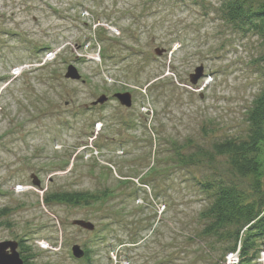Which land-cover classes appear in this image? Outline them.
<instances>
[{"label":"rangeland","instance_id":"374dc122","mask_svg":"<svg viewBox=\"0 0 264 264\" xmlns=\"http://www.w3.org/2000/svg\"><path fill=\"white\" fill-rule=\"evenodd\" d=\"M220 1L0 0V241L23 240L34 264H222L226 241L200 232L195 170L175 159L241 136L264 85V44ZM105 189L90 205L51 196Z\"/></svg>","mask_w":264,"mask_h":264},{"label":"trees","instance_id":"16d2710c","mask_svg":"<svg viewBox=\"0 0 264 264\" xmlns=\"http://www.w3.org/2000/svg\"><path fill=\"white\" fill-rule=\"evenodd\" d=\"M218 10L231 28L256 35L264 44V1L221 0ZM260 60L264 77V54ZM244 114L246 130L241 136L214 139L208 146L195 143L186 153L182 151L186 147L179 145L175 151L178 164L195 170L196 186L208 200L198 213L201 234L226 241L222 264L233 252L238 255L236 264H256L264 244V85ZM205 166L208 174L199 173ZM106 192L66 191L51 196L70 204L90 205L107 196ZM22 241H17V250L23 263L34 264ZM87 253L85 249L83 257L87 258Z\"/></svg>","mask_w":264,"mask_h":264},{"label":"water","instance_id":"95a60500","mask_svg":"<svg viewBox=\"0 0 264 264\" xmlns=\"http://www.w3.org/2000/svg\"><path fill=\"white\" fill-rule=\"evenodd\" d=\"M165 49H155V53L157 55H161ZM204 67L202 64L197 66L194 71L189 75V82L192 85H195L199 79H201L204 75ZM66 79L78 81L81 80V75L79 74L77 68L73 64H69L66 68V72L64 74ZM114 98L124 107H130L132 104L131 94L129 92L123 93H115ZM108 97L106 95L99 96L95 101L91 104L101 105L107 102ZM32 184L35 186H39V180L34 176L31 175ZM74 225L80 226L87 230H93L94 225L91 222L83 221V220H74ZM18 242L15 240H7V241H0V264H24L23 260L21 259L19 252H18ZM72 256L76 259H80L84 256L83 248L78 245L74 244L71 247Z\"/></svg>","mask_w":264,"mask_h":264},{"label":"built area","instance_id":"2783aa9c","mask_svg":"<svg viewBox=\"0 0 264 264\" xmlns=\"http://www.w3.org/2000/svg\"><path fill=\"white\" fill-rule=\"evenodd\" d=\"M259 261L263 260L264 263V252H260ZM238 261L237 252L228 253L225 257V264H236Z\"/></svg>","mask_w":264,"mask_h":264}]
</instances>
